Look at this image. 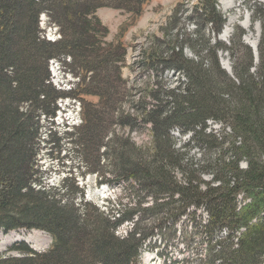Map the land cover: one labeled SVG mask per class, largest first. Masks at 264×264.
I'll use <instances>...</instances> for the list:
<instances>
[{
  "label": "trees",
  "instance_id": "obj_1",
  "mask_svg": "<svg viewBox=\"0 0 264 264\" xmlns=\"http://www.w3.org/2000/svg\"><path fill=\"white\" fill-rule=\"evenodd\" d=\"M147 3L0 0V231L41 230L53 240L44 253L20 242L13 248L19 256L2 255L0 264H139L155 232H173L176 238L177 226L182 254L191 255L184 264L194 259L196 264H264V10L259 11L256 59L241 42L244 32L235 30L237 44L218 40L226 18L217 0H197L186 16L195 40L173 32L181 20L174 18L165 28L172 29L170 42L159 44L163 50H140L133 65L147 81L122 109L118 65L126 48L121 35L108 50L96 43L94 21H99L93 13L106 5L123 9L131 25ZM43 11L60 27L58 42L40 37ZM186 46L194 52L191 58L184 54ZM224 53L230 73L220 64ZM65 56L80 72L90 73L87 83L83 80L85 95L97 99L83 110L75 146L107 155L100 150L108 146L111 129L114 179L133 182L151 201L141 210L154 223L143 230L137 229L134 214L121 209L105 214L89 203L80 210L38 185L35 157L42 122L54 126L57 103L68 98L53 85L48 64ZM111 70L112 76L105 74ZM171 75H180L173 88L166 86ZM147 129L150 144L135 146L131 134ZM206 175L210 180L203 179ZM126 222L130 230L117 235Z\"/></svg>",
  "mask_w": 264,
  "mask_h": 264
},
{
  "label": "rangeland",
  "instance_id": "obj_2",
  "mask_svg": "<svg viewBox=\"0 0 264 264\" xmlns=\"http://www.w3.org/2000/svg\"><path fill=\"white\" fill-rule=\"evenodd\" d=\"M196 2L197 0H148L143 13L131 25H125V29L121 28L131 20L128 17L130 13L108 5L94 10L93 17L99 21V23L94 21L96 43L100 44L104 50H108L121 35L120 41L126 48L124 62L118 65L121 66L119 73L124 82L123 88L119 90L121 95L119 104L122 109L127 107L129 96L133 95L134 91L144 88L143 84L147 81L146 73L133 65L140 50L146 49L147 46H156L157 50H163L159 44L163 41L170 42L172 29L167 31L165 28L175 23L174 18H181V20L173 32L179 30L180 34L185 35L188 40H195V27L192 22L186 21V16L190 15ZM217 2L221 13L226 18V24L218 40L228 46L233 39L237 44L239 40L234 37L235 30L237 29V34L242 31L244 36L241 37V42L252 49L257 59L262 18V13L259 11L264 10V0H217ZM110 5L113 4L110 2ZM38 25L40 37L44 40L54 43L61 39L60 27L47 11L39 15ZM199 46L203 48V44L199 43ZM197 50L200 48L197 47ZM193 53L189 47H185L184 54L188 58H191ZM220 64L228 73L231 72L229 55L222 54ZM48 70L53 85L64 92L68 98L58 101L59 111L56 113L54 126L42 122L41 143L35 157L36 179L39 187L55 195L56 199L64 203L72 202L79 205L80 210L83 209L84 203H89L90 206L98 208L105 214L121 209L129 215L134 214L133 217H136L134 220L139 221L137 229L143 230L150 226L154 223V219L148 220L147 214L144 215L141 210L151 205L150 199L145 197V193L138 185L133 182H116L112 175L113 167L108 149L111 146L109 142L112 138L111 129L105 140L108 146L100 150V154L105 152L107 155L100 156L93 149L75 146L76 129L82 126L83 110L97 100L96 97L85 95L83 80L87 83L90 73L80 72L79 65L73 64L69 56L52 59L49 61ZM106 73L109 76L113 75L112 70ZM179 78L180 75H171L166 80V86L175 87L178 85ZM211 127L218 129L219 125L211 124ZM127 131L128 128H124L122 132H126L127 135ZM189 137L190 135L181 139V145L189 140ZM130 139L137 147L150 144L148 129L131 134ZM191 154L198 153L193 150ZM199 156V154L196 155L197 158ZM210 178V175H206L203 179L208 181ZM130 224V222L122 224L116 234L126 235L130 230ZM175 228L176 238L172 237L173 232L165 234L155 232L151 241L152 247L143 252L139 264H184L183 259L191 258V255L186 257V253L182 254L184 247L177 240L181 228L179 226ZM20 242H24L38 253H44L51 247L52 237L41 230H16L8 233L0 231V256L18 257V251L13 248ZM192 245L195 246V243ZM185 251H187L186 248ZM190 264H196L195 259Z\"/></svg>",
  "mask_w": 264,
  "mask_h": 264
}]
</instances>
